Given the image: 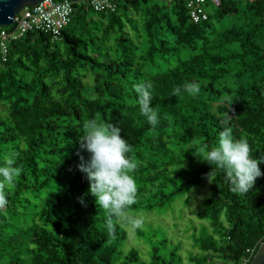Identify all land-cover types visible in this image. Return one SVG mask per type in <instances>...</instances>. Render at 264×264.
<instances>
[{
  "label": "trees",
  "instance_id": "obj_1",
  "mask_svg": "<svg viewBox=\"0 0 264 264\" xmlns=\"http://www.w3.org/2000/svg\"><path fill=\"white\" fill-rule=\"evenodd\" d=\"M71 1L72 21L58 38L29 31L10 42L6 60L0 48V166L11 158L20 173L0 209V264H184L158 229H134L146 251L128 246L127 223L114 220L108 235L106 214L78 169L81 155L90 158L80 136L92 119L115 124L131 146L132 216L174 212L208 183L194 212L206 220L199 236L198 227L192 233L200 253L191 252L188 264H238L256 253L264 175L247 193H233L224 170L209 180L214 166L194 148L216 146L227 120L234 139L248 140L250 156L264 157V0L207 2L216 12L205 8L200 22L188 0H119L104 11ZM149 82L155 128L134 90ZM185 82L198 94L184 92ZM177 87L181 94L171 95Z\"/></svg>",
  "mask_w": 264,
  "mask_h": 264
},
{
  "label": "clouds",
  "instance_id": "obj_2",
  "mask_svg": "<svg viewBox=\"0 0 264 264\" xmlns=\"http://www.w3.org/2000/svg\"><path fill=\"white\" fill-rule=\"evenodd\" d=\"M151 83H139L135 86L140 114L155 128L159 124L158 111L151 106L153 96L150 92ZM184 92L196 95L199 88L194 82H185ZM181 87L173 90L171 95L179 96ZM83 134L80 136V148L90 154L85 161L81 155L79 171L85 174L89 181L88 192L96 197V204L106 214V229L108 235L114 237L117 223H127L132 229L143 227V218L132 216L127 209L137 202V185L132 172L138 165L127 154L131 146L121 135V129L115 124H104L95 119L83 122ZM194 155L200 160L214 166L207 174L212 181V173L216 169L225 172V180L233 193H247L252 190L258 177L264 175L260 164L264 157L252 158L250 144L246 138L234 139L232 129L227 120L222 121V130L216 146L196 145ZM19 170L14 166V160L5 157L0 166V209L7 204L6 189L19 176ZM87 195V193H85ZM84 204V197L78 198Z\"/></svg>",
  "mask_w": 264,
  "mask_h": 264
},
{
  "label": "built area",
  "instance_id": "obj_3",
  "mask_svg": "<svg viewBox=\"0 0 264 264\" xmlns=\"http://www.w3.org/2000/svg\"><path fill=\"white\" fill-rule=\"evenodd\" d=\"M92 5L94 10H115L119 0H84ZM207 2H212L215 6L221 5V0H188L187 7L190 17L195 22H200L208 18L205 10ZM74 13V2L71 0H41L34 6H25L14 18L16 22L9 26L0 28V48L4 60L9 52L11 41L20 38L29 31H43L50 33L54 38H58L72 21ZM255 255V248L251 250V255L244 258L238 264H250Z\"/></svg>",
  "mask_w": 264,
  "mask_h": 264
},
{
  "label": "rangeland",
  "instance_id": "obj_4",
  "mask_svg": "<svg viewBox=\"0 0 264 264\" xmlns=\"http://www.w3.org/2000/svg\"><path fill=\"white\" fill-rule=\"evenodd\" d=\"M208 12L215 13L217 7L207 4L205 6ZM208 183L202 187V189H197L191 192V200L186 205L184 202L180 201L185 199H179L176 203V210L174 212H149L145 214H138L139 217L143 218V229L155 231L159 230V235H164L168 238L169 245L172 247L179 246L180 254L184 258V264H188L189 256L191 252L193 254L200 253V249L195 242H197L196 238L192 236L193 228L198 227L199 233L197 236L201 234V227L206 220H202L198 217V215L194 214V212L200 207L203 208L202 199L208 193ZM129 233L128 246L141 248L143 251L148 249L147 245L143 243V240L139 239L136 236L134 229L131 226H127ZM162 238V237H161ZM216 260H221L216 257ZM195 264V263H193Z\"/></svg>",
  "mask_w": 264,
  "mask_h": 264
},
{
  "label": "water",
  "instance_id": "obj_5",
  "mask_svg": "<svg viewBox=\"0 0 264 264\" xmlns=\"http://www.w3.org/2000/svg\"><path fill=\"white\" fill-rule=\"evenodd\" d=\"M41 0H0V26L16 22L14 18L25 6H34ZM250 264H264V241L261 242Z\"/></svg>",
  "mask_w": 264,
  "mask_h": 264
}]
</instances>
